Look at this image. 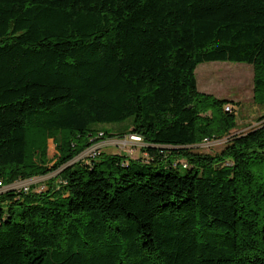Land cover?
<instances>
[{"label": "trees", "instance_id": "obj_1", "mask_svg": "<svg viewBox=\"0 0 264 264\" xmlns=\"http://www.w3.org/2000/svg\"><path fill=\"white\" fill-rule=\"evenodd\" d=\"M209 62L264 102V0H0V180L57 171L0 192V264H264V114L233 134ZM128 134L140 157L78 159Z\"/></svg>", "mask_w": 264, "mask_h": 264}, {"label": "rangeland", "instance_id": "obj_2", "mask_svg": "<svg viewBox=\"0 0 264 264\" xmlns=\"http://www.w3.org/2000/svg\"><path fill=\"white\" fill-rule=\"evenodd\" d=\"M196 79L198 89L201 92L230 101V108H226V110L232 111L233 109L237 117L236 126L232 129L233 134L246 132L258 124V117L264 114V102L256 96L255 68L252 65L233 62L202 63L196 69ZM132 120L130 118L124 122L104 123L101 126L113 133H118L129 127ZM132 136L134 135L108 137L87 149L78 159L88 156L94 150L106 153L122 152L131 157H140L143 155L141 147L144 146V143L141 140L134 139ZM225 141L226 138H223L218 140V142H212L210 146L199 147L203 151L215 153L223 147ZM48 154L51 159V165H53L58 151L52 139L49 141ZM182 160L184 159L181 158ZM180 168L181 172L185 171L182 166ZM56 174L57 171L46 176L28 179L29 181H22L30 182L29 188L35 187L38 190L41 189L40 186L48 178Z\"/></svg>", "mask_w": 264, "mask_h": 264}, {"label": "built area", "instance_id": "obj_3", "mask_svg": "<svg viewBox=\"0 0 264 264\" xmlns=\"http://www.w3.org/2000/svg\"><path fill=\"white\" fill-rule=\"evenodd\" d=\"M227 109H229V107H227ZM132 137L136 140H141V138L134 137V136H132ZM212 142H218V140L214 141V140H211L209 138H206L204 140V142L202 144H200V146L201 147H207V146H210L212 144ZM28 181H18V182H14L10 185H6L3 183L2 180H0V192L5 191L9 188H19V189H24L25 191H27V190H29V185H31L30 182H28Z\"/></svg>", "mask_w": 264, "mask_h": 264}, {"label": "bare ground", "instance_id": "obj_4", "mask_svg": "<svg viewBox=\"0 0 264 264\" xmlns=\"http://www.w3.org/2000/svg\"><path fill=\"white\" fill-rule=\"evenodd\" d=\"M139 138V137H138Z\"/></svg>", "mask_w": 264, "mask_h": 264}]
</instances>
